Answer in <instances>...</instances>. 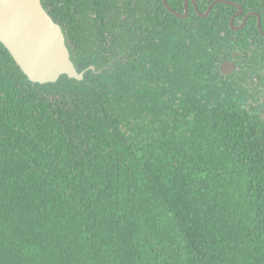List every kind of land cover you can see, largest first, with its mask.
I'll return each instance as SVG.
<instances>
[{"label": "trees", "instance_id": "16d2710c", "mask_svg": "<svg viewBox=\"0 0 264 264\" xmlns=\"http://www.w3.org/2000/svg\"><path fill=\"white\" fill-rule=\"evenodd\" d=\"M237 1L264 31V0ZM42 3L87 71L34 84L0 42V264H264V107L243 75L219 80L264 46L256 18Z\"/></svg>", "mask_w": 264, "mask_h": 264}, {"label": "water", "instance_id": "95a60500", "mask_svg": "<svg viewBox=\"0 0 264 264\" xmlns=\"http://www.w3.org/2000/svg\"><path fill=\"white\" fill-rule=\"evenodd\" d=\"M164 2L176 16L187 17L189 0L185 2L186 14L182 16L171 9L166 0ZM222 3L235 5L229 1ZM238 8L242 11L241 6ZM211 9L202 14L203 18L209 15ZM0 42L34 84H54L62 76L77 81L84 79L87 70H77L63 29L48 14L42 0H0ZM234 67L233 63L225 62L221 70L228 74ZM90 68L95 70L93 66Z\"/></svg>", "mask_w": 264, "mask_h": 264}, {"label": "flooded vegetation", "instance_id": "af4514ba", "mask_svg": "<svg viewBox=\"0 0 264 264\" xmlns=\"http://www.w3.org/2000/svg\"><path fill=\"white\" fill-rule=\"evenodd\" d=\"M131 1H132V6L135 7L137 5V2L140 0H131ZM142 1H144V0H142ZM222 1H229V2L234 3L235 5L225 4V3H222ZM161 2L163 4V7L169 13H172L165 6L164 0H161ZM185 2H186V0H184V10H183V12L180 13V12H177L174 8H172L169 5L168 1L166 0V4L171 9H173L177 14H179L180 16L186 14ZM190 3H192V5L194 7V11L201 18H203L202 14L203 15L207 14L209 9L212 7L209 15L206 17V18H208L218 4L232 6L235 9V11L232 13V15L230 17V28L234 32H239L240 30H243L245 28V26L247 25L248 21L252 17H255L256 18V24H257V32L259 34L260 39L264 40V31H263V27H262V16H261V14L256 10H246L244 5L242 3H240L239 1H237V0L236 1L213 0L208 5L206 11L201 12L199 9V6H198V1L195 0V2H194L193 0H189V2H188V15L186 18L178 17L174 13H172V14H174L176 17H178L181 20L187 19L190 15ZM195 3H196V5H195ZM238 6L242 7V11L238 8ZM247 8H251V7L247 6ZM217 11H219V10H217ZM145 12L147 13V11H145ZM132 17L130 18L131 21H133L134 18L138 19L140 17V15L138 13ZM232 21H233V25H232ZM225 62L234 64L235 67L231 73L225 74L224 72H222L221 67ZM219 70H220L221 74L223 75L222 77H219V80H221V81H223L224 79H226L229 76L231 77V76H234L235 74H240V75H243V77L245 78L246 86H247L248 90H250L251 92H257V87L259 88V90H263V87H264V46L261 43H259V49H258V51H255L254 56L252 54L245 55L244 53H241V52H233L231 58L224 60L220 64Z\"/></svg>", "mask_w": 264, "mask_h": 264}, {"label": "rangeland", "instance_id": "374dc122", "mask_svg": "<svg viewBox=\"0 0 264 264\" xmlns=\"http://www.w3.org/2000/svg\"><path fill=\"white\" fill-rule=\"evenodd\" d=\"M257 97H258V100L254 102L255 106H257V107L263 106L264 107V104H262L264 102V87H263V90H259V88L257 87ZM259 102L261 104H259Z\"/></svg>", "mask_w": 264, "mask_h": 264}]
</instances>
